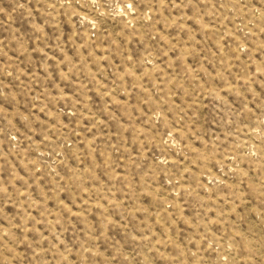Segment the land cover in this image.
I'll return each mask as SVG.
<instances>
[{
    "label": "rangeland",
    "instance_id": "374dc122",
    "mask_svg": "<svg viewBox=\"0 0 264 264\" xmlns=\"http://www.w3.org/2000/svg\"><path fill=\"white\" fill-rule=\"evenodd\" d=\"M0 264H264V0H0Z\"/></svg>",
    "mask_w": 264,
    "mask_h": 264
}]
</instances>
